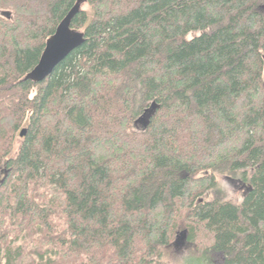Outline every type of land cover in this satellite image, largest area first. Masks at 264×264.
<instances>
[{
    "label": "trees",
    "instance_id": "trees-1",
    "mask_svg": "<svg viewBox=\"0 0 264 264\" xmlns=\"http://www.w3.org/2000/svg\"><path fill=\"white\" fill-rule=\"evenodd\" d=\"M77 1L0 0V264H264V0H85L32 82Z\"/></svg>",
    "mask_w": 264,
    "mask_h": 264
},
{
    "label": "water",
    "instance_id": "water-1",
    "mask_svg": "<svg viewBox=\"0 0 264 264\" xmlns=\"http://www.w3.org/2000/svg\"><path fill=\"white\" fill-rule=\"evenodd\" d=\"M83 4L85 0H78L58 24L53 35L47 39L37 65L27 74V79L35 83L42 82L65 57L83 44V33L70 27L74 17L82 10ZM24 135L25 129L20 132L19 137L22 138ZM183 234L185 231L180 235Z\"/></svg>",
    "mask_w": 264,
    "mask_h": 264
},
{
    "label": "rangeland",
    "instance_id": "rangeland-1",
    "mask_svg": "<svg viewBox=\"0 0 264 264\" xmlns=\"http://www.w3.org/2000/svg\"><path fill=\"white\" fill-rule=\"evenodd\" d=\"M82 9L85 11L89 10L86 4L82 5ZM17 141L18 143L15 147V150L18 148L21 139L18 138ZM218 181L227 191L228 197L233 203H237L245 194L246 187L237 180L229 179L226 177H218ZM210 239L211 238L209 234L202 233L197 237L196 240L199 247L201 248L203 245L205 244L207 245L208 243H210L211 241ZM176 241H178L180 244L178 243L179 244L178 246L175 245L171 246L169 251L165 254L164 260L167 262V264H180L181 259L186 255L190 254L188 264H191V261L193 260L192 257L196 253L195 246L191 245V243L189 244L186 240L182 241V238H179ZM216 260L219 262L221 258L218 257Z\"/></svg>",
    "mask_w": 264,
    "mask_h": 264
},
{
    "label": "clouds",
    "instance_id": "clouds-1",
    "mask_svg": "<svg viewBox=\"0 0 264 264\" xmlns=\"http://www.w3.org/2000/svg\"><path fill=\"white\" fill-rule=\"evenodd\" d=\"M189 256L190 254L183 257L180 261V264H188Z\"/></svg>",
    "mask_w": 264,
    "mask_h": 264
}]
</instances>
